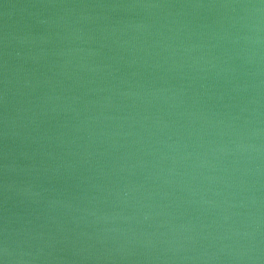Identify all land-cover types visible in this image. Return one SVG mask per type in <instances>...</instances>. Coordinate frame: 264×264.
Segmentation results:
<instances>
[{
  "label": "water",
  "instance_id": "water-1",
  "mask_svg": "<svg viewBox=\"0 0 264 264\" xmlns=\"http://www.w3.org/2000/svg\"><path fill=\"white\" fill-rule=\"evenodd\" d=\"M2 264H264V0H0Z\"/></svg>",
  "mask_w": 264,
  "mask_h": 264
},
{
  "label": "snow or ice",
  "instance_id": "snow-or-ice-1",
  "mask_svg": "<svg viewBox=\"0 0 264 264\" xmlns=\"http://www.w3.org/2000/svg\"><path fill=\"white\" fill-rule=\"evenodd\" d=\"M0 264H2V262H0Z\"/></svg>",
  "mask_w": 264,
  "mask_h": 264
}]
</instances>
